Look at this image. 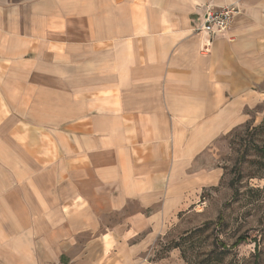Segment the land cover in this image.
<instances>
[{
    "label": "crops",
    "instance_id": "crops-1",
    "mask_svg": "<svg viewBox=\"0 0 264 264\" xmlns=\"http://www.w3.org/2000/svg\"><path fill=\"white\" fill-rule=\"evenodd\" d=\"M263 119L264 0H0V264H186L154 242Z\"/></svg>",
    "mask_w": 264,
    "mask_h": 264
},
{
    "label": "rangeland",
    "instance_id": "rangeland-1",
    "mask_svg": "<svg viewBox=\"0 0 264 264\" xmlns=\"http://www.w3.org/2000/svg\"><path fill=\"white\" fill-rule=\"evenodd\" d=\"M263 121L233 131L208 151L206 164L221 169L220 180L205 187L154 242V254L165 256L174 248L186 264H255L259 253L264 264ZM239 237L246 241L236 246Z\"/></svg>",
    "mask_w": 264,
    "mask_h": 264
},
{
    "label": "built area",
    "instance_id": "built-area-1",
    "mask_svg": "<svg viewBox=\"0 0 264 264\" xmlns=\"http://www.w3.org/2000/svg\"><path fill=\"white\" fill-rule=\"evenodd\" d=\"M238 12L239 8L235 4L218 8L206 6L203 23L196 30L205 33L224 32L229 28Z\"/></svg>",
    "mask_w": 264,
    "mask_h": 264
},
{
    "label": "trees",
    "instance_id": "trees-1",
    "mask_svg": "<svg viewBox=\"0 0 264 264\" xmlns=\"http://www.w3.org/2000/svg\"><path fill=\"white\" fill-rule=\"evenodd\" d=\"M245 241H246V239L244 237H239L238 240L236 241V246L241 244L242 242H245ZM257 247H258V244H256V249H257ZM175 248H178V245ZM258 258H259V253H256L255 264H260L259 261H258ZM183 259H185V257H183Z\"/></svg>",
    "mask_w": 264,
    "mask_h": 264
}]
</instances>
